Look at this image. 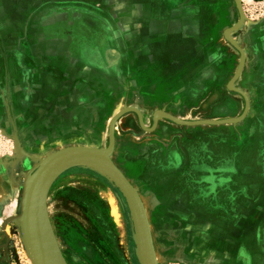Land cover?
Wrapping results in <instances>:
<instances>
[{"label":"rangeland","instance_id":"rangeland-1","mask_svg":"<svg viewBox=\"0 0 264 264\" xmlns=\"http://www.w3.org/2000/svg\"><path fill=\"white\" fill-rule=\"evenodd\" d=\"M240 2L245 18L229 28L237 26L232 38L245 59L224 36L208 63L213 72L199 67L193 78L197 86L175 90L178 114L158 104L174 89L140 86L147 64L124 51L110 61L95 47L50 58L26 56L18 45L5 58L0 264H36L34 244L25 240L28 216L40 212L36 177L49 157L75 147L106 152L127 177L143 204L157 264H264V185L254 183V165L239 167L237 153L243 145L264 147V140L251 138L252 118H264V106L253 100L254 91L264 87V35L246 41L261 30L264 0ZM240 66L235 87L247 95V111L245 98L228 88ZM130 108L141 112L147 128H153L158 111L175 119L164 117L149 132L136 113L127 112L115 124L110 150L112 121ZM258 125L264 133V123ZM225 145V151H235L219 158L215 147ZM210 150L214 155L206 153ZM77 163L61 164L51 173L45 194L46 217L65 264H148L121 187L98 162Z\"/></svg>","mask_w":264,"mask_h":264},{"label":"crops","instance_id":"crops-1","mask_svg":"<svg viewBox=\"0 0 264 264\" xmlns=\"http://www.w3.org/2000/svg\"><path fill=\"white\" fill-rule=\"evenodd\" d=\"M50 14L54 16L49 18ZM238 20L234 0H0V82L9 71L5 58L14 55L18 45L26 56L50 58L73 56L81 47L87 51L95 47L96 53L107 59L124 51L147 64L140 86L174 89L158 104L165 103L163 109L178 114L182 108L175 90L193 83L197 86L198 80L193 78L199 67L213 72V65L208 63L217 44ZM260 25L261 30L247 42L264 35V23ZM263 91L264 87L253 95L254 105L261 108ZM252 121L251 138L264 140L258 125L264 118ZM231 131L246 139L239 130ZM226 147L216 146L214 153L225 158L235 151H225ZM206 153L214 155L211 150ZM237 153L239 167L254 165L253 181L264 185V147L243 145Z\"/></svg>","mask_w":264,"mask_h":264},{"label":"water","instance_id":"water-1","mask_svg":"<svg viewBox=\"0 0 264 264\" xmlns=\"http://www.w3.org/2000/svg\"><path fill=\"white\" fill-rule=\"evenodd\" d=\"M237 3L240 7V14H241V20L238 24H241L245 18V15L241 8V2L240 0H237ZM237 28V26H234L231 31V37L228 36L227 30L225 31V37L232 42V44L237 48V50L241 53L242 57L245 59V53L240 48V46L237 44V42L232 38V32L233 30ZM243 66V64H242ZM242 67L240 66L237 75L234 76V78L229 82L228 88L230 90L236 91L240 93L246 100V111L248 110L249 106V99L247 95L240 89L235 87V80L241 73ZM234 85L235 88H232L231 85ZM127 112H134L138 115L140 124L142 128L145 130L151 132L154 131L157 128V124L159 120L163 119L164 117H170L172 119V116L162 112L158 111L156 112L154 116V126L153 128H147L143 124V117L139 110L135 108H130L121 111L117 116L114 117L112 121V129H111V145L110 150L113 148L114 145V128L115 124L119 120L121 116H123ZM162 112L164 116L162 118L156 119L157 115ZM223 122H216L217 124L225 123ZM213 123V122H212ZM74 162H78L77 164L81 165H98L108 174L111 176V178L117 183L119 187L124 191L126 195V199L128 204L130 205L132 212H133V218L135 222L136 230L139 234H142L145 247H146V254L148 259V264H157L155 259V253L153 248V243L151 239V234L149 230V226L147 223V218L145 214V210L143 207V204L136 193L135 189L130 184L127 177L117 168L115 167L108 159L107 153L102 150H97L93 148H84V147H75V148H69L66 150H63L61 152H58L51 157H49L42 165L41 169L39 170L37 177H36V183H35V197L34 201L36 203V206L38 207L39 211L38 213L31 214L30 218H33L35 220V229L37 234V239H40L43 244L46 246L49 252H51L61 264H65L64 260L62 259V256L58 250L57 244L54 239V235L52 232V229L50 227V224L48 223L47 217H46V208H45V194L47 192L48 183L50 180L51 173H54L55 170L61 165V164H72ZM27 217V218H28Z\"/></svg>","mask_w":264,"mask_h":264},{"label":"bare ground","instance_id":"bare-ground-1","mask_svg":"<svg viewBox=\"0 0 264 264\" xmlns=\"http://www.w3.org/2000/svg\"><path fill=\"white\" fill-rule=\"evenodd\" d=\"M231 31H232V29H229L227 31L229 37H231ZM231 86H232V88H235L233 84ZM162 116H163V113L160 112L157 115L156 119L162 118ZM27 220H28V224H27L28 235L25 236V240L27 242V246H29L28 244L30 242L32 244H34V250H35L36 254H35V256H33V258L35 260V263L36 264H61L59 262V260L51 252L48 251V249L43 244V242L40 239H37V234H36L37 230L34 227L35 226V220L31 219V218H28ZM31 252L34 253L33 250H31Z\"/></svg>","mask_w":264,"mask_h":264}]
</instances>
